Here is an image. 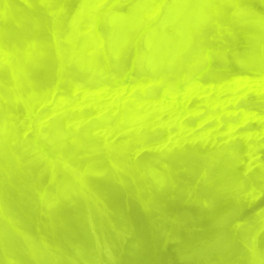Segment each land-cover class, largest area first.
Masks as SVG:
<instances>
[{
	"label": "bare ground",
	"instance_id": "obj_1",
	"mask_svg": "<svg viewBox=\"0 0 264 264\" xmlns=\"http://www.w3.org/2000/svg\"><path fill=\"white\" fill-rule=\"evenodd\" d=\"M21 1H23L22 6L16 0H0V153L5 157L3 161L0 160V177L2 176V181L8 180L10 184H13V180L15 179L24 181L28 176L33 177L31 171L28 170L29 165L23 159V154L19 148V143L26 138L19 135L21 134L19 127L22 124L19 121L24 119L23 124L26 120L29 127L32 128V142L38 149L37 153H40L39 156L43 160V171L48 174V183H50V185H46L47 187L42 185L36 186L41 203L35 209V230L38 240L41 241V245L45 248L46 252V254L40 253L41 261L48 263L47 258L50 255L52 259V262H49L50 264H61L63 259H65L63 262L68 261L65 254L62 255L65 258L63 257L62 260L58 259L61 254H59L61 251L59 243L61 241L63 243L62 233L66 234V228L70 227L68 229L73 232L75 230L73 226L74 222L76 221L75 226H77V223L82 221L81 219L85 221L86 214L95 220L98 219L103 224L104 221L102 219L106 216L105 212L110 209L114 211V216L121 222L123 230L127 231L129 229L127 232H121V230L118 231L119 228L115 229L114 227V230H117L116 234L119 233V240L121 238L119 237L120 235H123V238L129 237H126L128 239L125 242H128L129 245L128 243V246L123 244L122 247L121 242L124 241L122 239L123 241L119 242L121 247L123 249L126 247L130 251L132 249L133 252L131 253L136 254L137 252V257H140L144 264H165L168 257L165 256L166 260L163 263L164 257L163 259L160 257L162 253L159 256L161 251H159L158 257L156 252L153 251L152 240L150 244L149 239L154 240L153 233L159 232L157 230V232H153L157 226L160 227L162 224L159 221L162 219L159 217H164L162 222H168L165 218L168 216L169 219L170 215L168 214L171 213L167 212L166 209L170 207L168 210L170 211L172 205L174 206V204L181 202L180 199L183 196L179 194L183 193H181V187L179 189V184L180 182L184 183V181L181 180L183 178L181 176L183 171L180 172V170L184 167L185 162L178 152H173L170 155H168L169 153L165 154L163 158L160 157L162 160H160L161 164L159 168L164 177L172 184L171 189L162 193L146 186L147 190L141 192V187L139 188L137 185L136 179H145L147 174L156 168L152 165L153 162L151 163L148 160L142 161V157L140 158L142 162L131 160L132 157L130 156V159L129 151L133 143L137 144L135 141L139 139L138 137L141 139L142 134L143 136H147V134L143 133L144 130H141L142 125L138 124L140 123L138 120L142 122L143 119L148 118L150 113H152L148 109L152 110L151 105L154 104L152 102L155 99L154 95H156L155 92L157 91L152 90L154 91L153 94L149 89L153 86L171 88L178 80L185 79L187 75H192L193 71L199 70L201 62L203 63V60L207 58L209 53L215 56L217 64H215L214 69L211 68L213 71L210 73L212 75L210 76L211 78L209 77L210 82H216L218 85H220V81L225 79V75L228 77V72L234 69L235 66L242 68V66L246 67L248 64H257L259 67H264V14L262 11L264 10V0H138L137 3L131 1V4L132 2L134 4L129 7V10L119 14H114L115 10H113V12L115 11L114 13L110 12L107 10L108 8L106 9V6L105 9L102 8L104 7L102 3L106 0H76V7H72L74 10L71 13L70 9L72 8L68 6L71 4L70 0ZM107 3L103 4L106 5ZM111 5H107V7L109 6L110 8ZM67 6L70 7L69 11H67ZM256 7H262L260 12L255 11ZM229 49L231 51L233 49V51L229 53ZM129 64L135 67L133 75L135 74L136 78L134 76L135 81L132 79L134 81L132 87L138 89L139 92L134 89L135 95L131 96L130 92L132 88L128 92L131 95L129 94L127 97L125 94L126 97L124 96V98L121 97L123 93L120 95L121 89L117 90L119 92L118 95L112 86L111 88L115 91L112 89L111 94L109 91V94L104 92L106 97H109V100H111L108 104H113L112 102L120 104L117 107V104L114 103L117 109L116 111L112 109L115 113L109 119L111 123L109 121L106 122V120L104 121V126L105 123H110V125H116L113 127L118 128H116V134L115 132L112 134L114 136L117 135L115 139L100 140L99 138L100 141L94 140L91 137L90 139L88 136L92 132L94 124L92 127H87L86 124V127L82 128L83 133H75L74 131L70 142H67L66 138L64 139L65 141L60 140L61 138L59 137L66 134L61 129L60 117L62 119L66 118L65 120H69V118L70 121L73 120H71L70 115H67L68 113L64 114L63 108H61L62 110H58L59 107L53 111H50V109L47 111L45 103H49L48 100H52V104L55 101V108L62 103L61 107L65 105L64 109H66V104L74 102L72 101L73 97L66 94L69 87L70 89L73 88V91L81 90L80 92L84 94L81 93V95L87 97L86 95L90 90H102L106 87L104 82L107 84L110 76L112 77L109 71L124 69ZM84 72L89 75L87 74V76ZM232 72L233 70L230 73ZM206 76H208L207 73ZM129 81H131V78ZM129 86L127 87L130 88ZM61 88L63 90L58 94L59 91L55 90ZM111 88L109 87V89ZM54 91L59 95H57L58 97L55 96ZM73 91L71 92L70 90L69 92L76 96V92ZM80 92H77V94L81 98ZM102 92L103 90L101 94ZM98 93L95 92L98 95L97 99L100 97ZM79 97L77 96V98ZM93 98L91 100H96V98ZM76 99L75 101L77 102ZM87 100L88 98L83 99V101L88 103ZM91 100L90 102H92ZM103 100L101 104L104 102ZM76 102H74L75 107L79 104V102L77 104ZM90 102L86 103L88 107L92 109L93 107L97 108L99 104L97 103L98 100L96 105L93 103L94 101L91 105ZM148 103H150V107L146 109L144 106ZM212 103L214 102L212 101ZM42 104H45L44 108L40 107ZM105 104L104 109L106 108ZM75 107L73 109L76 110ZM67 109H70V107H67ZM104 109L103 111L99 109L100 112L98 109H93L96 110L93 113L99 112L98 114L100 115L102 111L105 114ZM112 110L109 112L111 115L113 114ZM86 113L88 114V112ZM96 113L95 115H98ZM47 114H49V117L51 115L50 120H46L48 118ZM106 114H108L107 111ZM90 115L88 114L87 116ZM84 116L79 115L78 119L80 117L81 121L85 124L83 118L88 119L87 116L86 118ZM43 117L46 122L48 121L47 123L44 120V122L42 121L43 124L41 123ZM91 117L93 116L91 115ZM154 117L150 118L154 120L156 119ZM76 118L75 116L72 117V119H75L73 121L75 123L78 121ZM150 118H148L147 122L150 121L151 123ZM111 119L115 120L118 126L115 122L113 124ZM61 121L63 122V120ZM79 121L77 124H81ZM17 122L21 123L19 127ZM143 122L145 125L147 124L144 120ZM134 123L138 126L133 125ZM88 124L91 125L90 122ZM126 124L133 125L134 128ZM66 125L69 127V123L64 126L62 125V127L64 128ZM148 125L151 124L148 123L147 127ZM137 127L141 128L142 134L140 133L141 131L137 132L139 130V128L135 129ZM77 128L79 129V127ZM130 128L131 130L133 129L132 132ZM78 129L75 130L77 131ZM154 129L158 130L155 127ZM96 130L97 128L93 131ZM108 132L110 131L108 130ZM104 135L107 137V131ZM90 151L91 153H89ZM92 153H97L98 155L95 156ZM156 162H158V159ZM189 167L191 166L189 165ZM87 168L95 170L97 176L95 178H86L87 175L85 176V172L83 171ZM42 176L39 174V182L42 180ZM39 182H33V184ZM11 187L14 188L15 185ZM6 194H9V192L6 191ZM11 195L16 197L15 203H17L21 193L16 188L15 192ZM184 207L182 209L187 210V212L190 211V206L184 205ZM162 209L165 213L161 212ZM185 210L181 211L184 216L187 213ZM179 211L177 213L182 214ZM159 212L161 214L160 216L158 215V220L156 216ZM144 218L147 219V221L145 220L147 224H145L146 222L144 223L146 227L138 226L143 222ZM148 220L151 221L149 222L151 224L148 223ZM119 221L117 222L119 223ZM148 224L154 227H149L147 226ZM163 225L161 229H164ZM72 226L74 230L71 229ZM80 226L79 228L82 229L84 225ZM79 228L77 229L80 230ZM158 229L161 230L160 228ZM72 232L70 234H77V231L75 234ZM104 233L108 235L105 230ZM68 236L70 235L68 234ZM67 239L66 242H69V237ZM72 239L74 238H71V243ZM129 241L132 243L131 247H129ZM62 243L61 247L63 248ZM154 243L156 244V241ZM110 245L112 243H109L108 246L110 247ZM157 245L158 248L159 245L161 246L159 243ZM126 249H124V252ZM64 250L63 248L62 252L65 253L66 251ZM76 250H80V248ZM111 250L113 249L111 248ZM262 250L264 251V249ZM126 251V253L129 252L128 250ZM67 254L70 253L66 252ZM170 254L172 253L170 252ZM45 255L48 256L46 257ZM132 255L134 256V254ZM249 256L250 264H261L262 259L260 261L259 258H263V256L257 249H253ZM70 257L69 255V259ZM112 257L114 258V256ZM173 259L176 261L175 258ZM128 260L129 264L130 259ZM7 262L8 259L6 260ZM123 263L122 261L120 264Z\"/></svg>",
	"mask_w": 264,
	"mask_h": 264
},
{
	"label": "rangeland",
	"instance_id": "obj_2",
	"mask_svg": "<svg viewBox=\"0 0 264 264\" xmlns=\"http://www.w3.org/2000/svg\"><path fill=\"white\" fill-rule=\"evenodd\" d=\"M16 1L21 3V6L23 5V1ZM75 1L76 0H70L69 2L71 4H69L68 6H71V8L74 6L75 8L77 4L76 2L79 0H77L76 2ZM119 1L106 0L103 3L108 2L109 4L107 3L105 5L102 3V6L104 5V7L102 8L105 9L106 6V9L108 8L107 10H109L110 12L114 13L116 11L114 14H119L127 12L129 10V7L132 4L137 3L138 0H136V2L135 0ZM131 1H134V3L132 2L131 4ZM107 5H111L110 8L109 6L107 7ZM74 8L70 9V7H68L67 11H69L70 9L71 13ZM121 8L123 9V11ZM261 9L262 7H256L255 11L257 10L258 12H260ZM113 10L115 11L113 12ZM262 11L264 14V10ZM239 46L241 45L239 44ZM232 51L231 49H229V53ZM214 57L215 56L210 55L209 53L207 58L204 59L206 62L204 60L203 63L201 62L199 70L193 71L192 75H187V78L185 79L178 80L174 85L171 86V88L169 87V89L164 88L163 86H159V88L156 86H153L154 88L151 87L149 91H157L155 92L156 95H154L156 101L155 99L154 101L152 100L153 102L151 101L155 105L150 102L152 104L151 109L153 111L150 109H148V111L152 112L149 116L152 118L155 116L154 118L156 119L153 120L148 116V118L151 119V123L150 121L147 122L148 118L143 119L145 123L147 122V124H151L148 125V127L147 124H144L143 120L142 122L141 120H138V122L140 123L136 122L140 124V126L142 125V129L139 128L140 126L135 128L136 130L139 128L137 132L144 130L143 133H145V135L147 134V136H143L142 131L140 132L142 134V137L141 139L140 137H138L139 139H136L137 141H135L137 144L133 143L132 147H130L131 149L129 151V157L131 156V160H135L138 162L146 160L151 161V163H154H152L154 168H156L151 173L149 172L145 179H136L137 185L139 186V188L141 187V192L147 190L146 186H149L152 189H155L156 191L162 193L166 190L171 189L172 184L166 179V177H164L162 171L159 168L161 164L160 160H162L163 155H167L168 153V155H170L173 154V152H178L181 154V158L185 162L184 167H182L180 170V172L183 171L182 175H180L183 177L181 180L184 181V183L180 182L179 184V189L181 187L180 190L181 193H183L179 194L183 196L180 199L181 202L179 204H174V206L172 205L170 211H168L170 207L166 209L167 212L171 213H166L171 217H169V219L168 216L167 218H165L166 220H168V222H162L164 217L162 218L160 214L161 212H164L163 209L161 212H159V214H157L156 218L160 216L159 218H161L162 220H159V218L158 220L161 221L162 224L160 225V227L156 225L157 228H155L153 232L159 231L160 233H153L154 240L149 239V242L151 244L152 240L153 251L156 252L157 256L159 254V251H161L159 256L162 253L160 257H162L161 259H163L164 257L163 263L165 262L166 257H168V262L166 261L165 264H250L251 262H249V255H251L253 249H257L261 253L263 258L261 257L259 258V260L262 259V261L260 260V263L264 264V251L262 250L264 249V67H259V65L257 64H248L246 65V67L242 66V68L235 66L236 68L234 67L235 70L232 69V73H230L232 70L228 72L229 78L227 77V75H225V79L220 81V85H218L216 82H210V76H212L210 73H212L214 67L217 65L216 58ZM134 68L135 67H132V65L129 64L126 65V68L124 67V69H113L118 73L113 70L109 71L112 77L110 76L107 84L106 82H104L106 87L102 89L103 95L101 94L102 90L92 89L90 90V92H88L87 95L85 94L87 97H83L84 94L83 92H80L81 90H74L76 92V96H74L73 93L69 92L70 90L72 92L73 88L70 89L69 87V90H67L68 92L66 91V94L70 97H73L72 101L74 102H76L75 99L77 98V96L79 97L77 92H80L81 98L79 97L80 99H76V104L79 102L76 107L75 103L72 102L70 104H66L68 108L70 107V109H67V107V110L64 109L65 105L61 107L62 103L61 105H58L57 108H55V101H53L52 104V100H48L49 103H45V108H47V111L49 109L50 111H53L54 109H58L59 107L60 108L58 110H62L61 108H63L64 114L68 113L67 115H70L71 120L73 121H75V119H72L73 116H75V118L77 117V120L79 115L84 116L85 114L84 117L86 118V116L88 114L90 115L91 113V115L94 117H91V115L87 116L88 120L83 118V120H85V124L79 117L78 121L80 120L79 122H81L83 126L80 123V125L77 124L78 121L77 123H75L73 121H70V118L69 120H65L66 118L62 119L60 117V122L63 126L69 123V127L68 125H66L63 128L61 125L62 131H64L66 134H63L65 137L63 135L59 137L61 138L60 140H64L66 138V141L70 142L72 140L71 135H73L74 131L75 133H83V129L84 127H86V124L87 127H92V125L94 124L92 127V132L89 133V138L91 137L97 141L99 140V138L100 140L115 139L117 135L114 136L112 134H114V132L116 134L118 128L113 127L116 125L111 124V126V122L109 121V119L114 115V111H116L117 109L115 108V104H117V102H112L113 104L115 103L114 105L111 103L108 104L109 102H111V100H109V97H106L104 92L108 93L109 91L110 93L113 89L111 88L112 86L114 87L117 92L116 94L118 95V91L121 89L120 95H122L123 93V96H121L123 98L124 96L126 97V95L128 97L130 93L132 94L130 95L133 96L135 88L132 87V83H134L135 81L134 76L136 78V75H133V73L135 72ZM112 72L114 73V75ZM206 73L208 76H206ZM85 74L87 75L88 73ZM101 78L104 79L103 77ZM130 78L131 81H129ZM128 85H130V88L127 87ZM120 86L122 87L120 88ZM109 87L111 89H109ZM123 88L124 90H122ZM131 89L132 91L128 93ZM61 90L63 89L61 88L55 91H59L58 94H60ZM137 90L138 89H135V91ZM154 91H152L153 94ZM95 92H99L98 94L101 98L99 97L97 99L96 97H98V95L95 94ZM81 93L83 95H81ZM135 93L137 94V92ZM54 94L55 96L58 95L56 92ZM90 94L91 96H89ZM103 97L106 99L107 103L105 99L103 100ZM84 98H88V103L90 102L91 98H96V100L91 101H94L93 103H95L96 105V102L98 100L97 103H99L100 105L98 104L97 108L93 107V109H98V111L99 109L103 111L104 104L106 103L105 105L107 109H104L105 114L101 111V114L99 115V111L97 113L95 112L96 114H98L95 115V113L93 112L96 110L88 107V103L83 101ZM80 100H82L83 102H80ZM102 100L105 103L103 102L101 104ZM212 101L214 103H212ZM92 102H90V105ZM150 103H148L144 107H146L147 109L148 107H150ZM45 104H42L40 107L44 108ZM71 104L74 105L76 110L79 106L81 108L79 107V111H76L75 109H73L74 107H72ZM119 106L120 104L118 103L117 107ZM111 110L113 111L112 115L109 114ZM106 111L108 112V114H106ZM86 112H88V114ZM107 115L109 118L106 117ZM47 116H45V118H47L46 120H48L49 118L51 119V115L49 117V114H47ZM45 118H42L41 123L43 120L46 122ZM23 120L19 121L22 122V124L17 122L18 127L21 124V127H19V130L21 129V134H19L21 135L20 137H26L24 138V140L21 139L23 142L21 141V143H19V148L23 154V159L26 160L27 164L29 165L28 170L31 171L33 177L31 178L30 176H28L24 181H18L15 179L13 180V184H10L8 180L2 181V176L0 177V264L46 263L45 261H41L42 258H40V253L46 254V252L45 248L41 245V241L38 240L35 230V209L38 207L39 203H41L39 192L37 191L38 189H36V186L42 185L44 187H47L48 185H50V183H48V174L43 171V160L39 156L40 153H37L38 149L32 142V128L29 127L28 121L26 120L23 124ZM61 120H63V122ZM105 120L106 122L109 121L110 123H105L104 126ZM86 121L88 123L90 122L91 125ZM111 121H113V124H117L115 120L111 119ZM136 123H134L133 125H137ZM126 125L128 126L129 124ZM133 125L129 126L134 128ZM151 126H154L158 130H155L154 127L152 128ZM70 127L74 129H71ZM77 127H79V129ZM80 128L83 129L81 130ZM95 128H97V130L93 131L95 130ZM107 128L110 132H108ZM113 128L117 129L114 130ZM75 129L81 131H76ZM132 130L130 128L131 132ZM145 130L146 132H148L146 133ZM104 131H107V137L104 135ZM152 131L156 132L153 133ZM134 132L137 133L135 130ZM148 133H150L151 135ZM99 134L102 135L100 136ZM67 137L70 138L68 139ZM89 153H91V151ZM98 154L95 153L94 155L96 156ZM141 157L142 161H140ZM4 158V155L0 153V160L3 161ZM155 158L156 160L158 159V162H156ZM189 165L191 167H189ZM83 172H85V176L87 175L86 178H95L97 176V174H95L96 171L92 169L90 170L89 168L85 169ZM39 174L43 175L40 182ZM33 182L39 183L33 184ZM226 184L228 185V187ZM14 185V188L11 187ZM16 188L19 189V192L21 193V196L18 199L17 203H15L16 197L11 195L15 192ZM6 191H8L10 195L6 194ZM184 205L188 207L190 206V211H188L192 213L187 212ZM181 206L185 209L180 208ZM179 210H185L187 212L185 213V216L188 213L190 215L188 214L185 217L184 214ZM178 211L183 215L180 213L178 214ZM107 212H109L108 214L110 215H108ZM113 213L114 211L110 209L105 212L106 216L103 215L104 217L102 219L104 221H102L103 224L98 219L95 220L87 216V214L85 213L86 216L85 214L84 216L86 218L84 219L86 220L84 221L83 219H81L83 221L82 224L85 227L81 224L82 221L77 223V226H75L76 221L74 222L73 226L75 227V230L73 226L71 227V229H73L75 232L70 231V227H67V231H65L67 236L65 233H62L63 243L61 240H59L61 241L59 243L61 250L59 254H61L58 259L62 260L63 257L65 258L66 256V260L68 259L69 262H63L65 261V259H63V263L61 262V264H90L91 261V264H120L122 263V261L124 262L123 264H128V259H130L129 264H136L137 261V264H140V262L141 264H144L142 263V259L140 257H137V252L136 254L131 253L133 252L132 249L130 251V249H126L125 246L124 249L128 250L129 252L126 253V250L124 252V249L122 247L123 244H126V246L129 245L128 242V245L127 243H125L129 237L126 236L128 237L126 239V237L123 238V235H120L119 237L121 238L119 240V233L116 234L117 230H114V227L115 229L119 228L118 231L121 230V232H127L129 229H126L127 231L123 230V228L121 227V222L117 219L116 216H114ZM166 214L164 215L166 216ZM116 220L119 221L120 224ZM145 220L147 221V219L144 218L143 222L141 223L142 225L139 224L138 226L146 227L145 224H147V222ZM149 222L151 221L148 220V223ZM149 224L147 226H149ZM162 225L164 229H161ZM79 226H83L82 229L79 228ZM151 226L152 225H150L149 227ZM77 228H79L80 230H78ZM103 228L108 233V235L104 233ZM158 228H160L161 230H159ZM110 230L114 232L112 233V231ZM76 231L77 234H75ZM71 232L75 235L70 234ZM63 234L65 235V237ZM68 234L70 236H68ZM124 235L126 234L124 233ZM68 237L70 240L69 242H66L68 240ZM72 237L74 239H72L71 243L70 241ZM120 241L124 242H121L122 247L119 243ZM155 241L156 244L154 243ZM61 243L63 244L62 246L65 249L64 251L70 253L67 254L68 256L66 255V252H62L63 248L61 247ZM109 243H112V245L115 244L116 247L115 245H110V247L113 249L111 250V248L108 246ZM158 243L161 244L162 247L159 245L158 248ZM131 246L132 243L130 242L129 247ZM155 247H157L158 249ZM77 248H80V250H76ZM174 248L175 250H173ZM169 249L171 250L169 251ZM163 252L165 255L163 254ZM170 252L173 255L170 254ZM64 254L65 256H62ZM132 254H134V256ZM69 255L71 256L70 259ZM50 256L47 258L48 263L46 264H50V261L52 262ZM112 256H114V258ZM106 258L107 260H105ZM121 258L125 259L122 260ZM173 258H175L176 261ZM7 259L8 262L6 263ZM43 259L45 260V258ZM88 259L91 261L89 262ZM109 259H111L112 261H109ZM171 259H173L174 263L173 261H171Z\"/></svg>",
	"mask_w": 264,
	"mask_h": 264
}]
</instances>
